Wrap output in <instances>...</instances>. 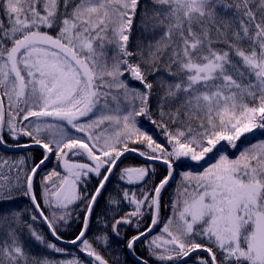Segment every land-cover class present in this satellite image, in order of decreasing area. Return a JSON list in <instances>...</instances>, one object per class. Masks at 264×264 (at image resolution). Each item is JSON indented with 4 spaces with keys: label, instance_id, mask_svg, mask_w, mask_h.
I'll return each mask as SVG.
<instances>
[{
    "label": "snow or ice",
    "instance_id": "6c2138e0",
    "mask_svg": "<svg viewBox=\"0 0 264 264\" xmlns=\"http://www.w3.org/2000/svg\"><path fill=\"white\" fill-rule=\"evenodd\" d=\"M0 149L28 150L0 202L30 201L0 210V264H113V237L135 264H264V0H0Z\"/></svg>",
    "mask_w": 264,
    "mask_h": 264
},
{
    "label": "trees",
    "instance_id": "16d2710c",
    "mask_svg": "<svg viewBox=\"0 0 264 264\" xmlns=\"http://www.w3.org/2000/svg\"><path fill=\"white\" fill-rule=\"evenodd\" d=\"M144 2H150V0H144ZM137 33H134V35H136ZM130 83L136 87H141L139 85L138 82L136 81H130ZM155 103V101H153V104ZM143 121V124L146 128H148L150 131L154 132L155 134V138L157 140H159L160 142L164 143L166 142L164 140V137L159 133L158 130L154 129V126H152L148 121L143 120V118H140ZM6 135V133H5ZM27 138H22L21 142H26ZM28 150L27 149H15L13 151H9L6 149H0V154H6V155H12V154H25ZM32 151V155L34 157H39L40 155V150L37 149H33ZM233 154V153H231ZM56 162L55 160L51 161L47 168H53L55 166ZM144 164L143 162H141L138 158L136 157H128L123 161V164L120 165V167H124V166H129V165H142ZM157 166V179H159L162 175L166 174V169L164 167H160L158 165ZM184 166H182L181 168L183 169ZM45 169V170H46ZM112 183L109 184L107 186V192H105L104 196L102 198L99 199V202L97 204V206L95 207V211H94V217L92 222L90 223V231L88 233V235L90 237H94L96 234H98L101 230H102V226L97 224L95 221V217L100 216L101 214H105V215H111L110 213L107 212V199H108V195L109 193H111L112 195H116V191L114 190V185L115 183H117L116 181V177L112 178ZM175 181H176V177L171 181V183L167 186V188L165 189V191L162 194L161 197V210H160V216L161 218L164 217L167 213V211L169 210V206L171 203V196H172V190L173 187L175 186ZM90 189L95 187V179L92 180L91 184L89 185ZM124 187H128L131 189H135L138 186H129V185H124ZM36 193L37 195H39L40 193V187H39V181H36ZM139 194V193H138ZM30 206V201L28 200V198L23 197V196H17L16 198H14L11 201H3L0 202V210H8L9 208H11L12 210L15 211H20L22 213H24V218L27 219V213L25 212V209H27ZM124 210H131V206L128 205L126 202L124 204H122L121 206ZM169 212V211H168ZM82 215V214H81ZM147 219V217H146ZM39 228H41L45 233H47V229L45 228V225H38ZM80 229V223L79 222H73L71 227L68 229H64L62 230V235L65 238H72L77 231ZM132 229H128L127 230V235H131L132 233ZM49 239H51V237L49 236ZM64 247V246H62ZM67 248V247H66ZM72 249V248H69ZM34 251H41L38 247L34 246ZM137 255L142 256V257H146L151 259L150 257H148V253L147 250L145 248V246L143 244H139L137 246ZM106 258H108L110 261H113V264H116V261L114 260V256H118L119 257V264H135V259L128 254L127 249L124 247V242L117 240L116 238H111L110 239V247L108 249V251L105 253Z\"/></svg>",
    "mask_w": 264,
    "mask_h": 264
},
{
    "label": "rangeland",
    "instance_id": "374dc122",
    "mask_svg": "<svg viewBox=\"0 0 264 264\" xmlns=\"http://www.w3.org/2000/svg\"><path fill=\"white\" fill-rule=\"evenodd\" d=\"M231 153H233V157L235 156V155H237L235 152H231L230 151V154ZM0 157H7V158H9L10 159V161L11 160H15V159H17L19 156H0ZM201 163H203V162H201ZM192 166L194 167V168H192L191 170H193V171H202L203 169L200 167V165H197V164H195V162H193L192 163ZM54 167H56V164H55V166ZM48 170H51V168H48V169H46L45 171H48ZM188 170V169H187ZM5 173H7V167H5V169L3 170ZM180 172H182V171H179L178 172V177H177V179H176V182H175V186H174V189H173V193H172V200H173V198H174V196L176 195V190H177V187H178V184H179V182L181 181V176H180ZM11 177L12 178H14L15 177V172H12L11 173ZM22 179V178H21ZM176 189V190H175ZM175 190V191H174ZM171 200V201H172ZM171 215V214H170ZM169 216V215H168ZM168 216H165V217H163V219L162 220H164L165 218H167Z\"/></svg>",
    "mask_w": 264,
    "mask_h": 264
},
{
    "label": "water",
    "instance_id": "95a60500",
    "mask_svg": "<svg viewBox=\"0 0 264 264\" xmlns=\"http://www.w3.org/2000/svg\"><path fill=\"white\" fill-rule=\"evenodd\" d=\"M127 155H130V154H126V156H127ZM122 159H123V158H122ZM69 246H71V245H69Z\"/></svg>",
    "mask_w": 264,
    "mask_h": 264
}]
</instances>
